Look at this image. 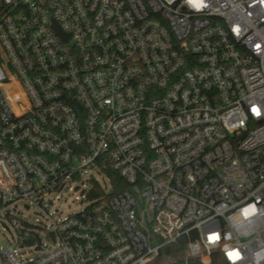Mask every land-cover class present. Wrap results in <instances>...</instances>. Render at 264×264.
Wrapping results in <instances>:
<instances>
[{"label": "built area", "instance_id": "built-area-1", "mask_svg": "<svg viewBox=\"0 0 264 264\" xmlns=\"http://www.w3.org/2000/svg\"><path fill=\"white\" fill-rule=\"evenodd\" d=\"M2 212L0 264H264V0H0Z\"/></svg>", "mask_w": 264, "mask_h": 264}, {"label": "rangeland", "instance_id": "rangeland-1", "mask_svg": "<svg viewBox=\"0 0 264 264\" xmlns=\"http://www.w3.org/2000/svg\"><path fill=\"white\" fill-rule=\"evenodd\" d=\"M103 183L104 179L101 174L95 169H91L82 174V180L73 182L70 186L72 191L67 190L60 194H54L49 199L53 201L50 212L52 218L56 220L59 215L61 217L71 216L79 213L87 206L85 191L93 184V182ZM78 198V201H77ZM8 211L13 212L12 215L18 216L19 219H23L25 222L31 225H37V222L45 226L51 225V220L46 221L37 209V207L30 205L27 202L21 201L12 206H9ZM15 229L10 225L8 219L5 217V213H0V246L3 248L17 249L18 247L14 243L13 235H15ZM41 238L44 239V234H41ZM21 253L28 259H36L40 255L34 252L31 248L21 249Z\"/></svg>", "mask_w": 264, "mask_h": 264}, {"label": "trees", "instance_id": "trees-1", "mask_svg": "<svg viewBox=\"0 0 264 264\" xmlns=\"http://www.w3.org/2000/svg\"><path fill=\"white\" fill-rule=\"evenodd\" d=\"M112 183L114 185V192L113 194H118L119 192H121V190L126 189L127 186L125 185V183L123 181H121V178H119V176H117V174H113L112 173ZM182 248L178 249L181 250Z\"/></svg>", "mask_w": 264, "mask_h": 264}, {"label": "bare ground", "instance_id": "bare-ground-1", "mask_svg": "<svg viewBox=\"0 0 264 264\" xmlns=\"http://www.w3.org/2000/svg\"><path fill=\"white\" fill-rule=\"evenodd\" d=\"M205 261H209V260H205Z\"/></svg>", "mask_w": 264, "mask_h": 264}]
</instances>
